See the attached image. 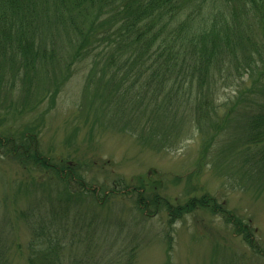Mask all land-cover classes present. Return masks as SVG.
<instances>
[{
    "label": "rangeland",
    "instance_id": "obj_1",
    "mask_svg": "<svg viewBox=\"0 0 264 264\" xmlns=\"http://www.w3.org/2000/svg\"><path fill=\"white\" fill-rule=\"evenodd\" d=\"M107 29L103 24L99 35ZM56 46L57 59L49 63L42 83L29 86L10 74L0 79V138L27 147L30 143L18 134L29 127L34 131L31 151L74 168L95 191H79L77 207L63 206L69 260L83 258L82 251L83 264H123V255L134 247L135 264H264V256L250 246L264 248V174L239 156L249 111V101L239 93L254 84L251 73L235 65L230 73L222 71L213 97L207 95L212 107L184 102L195 95L191 89L177 92L183 105L174 108L148 88L146 78L132 87L129 80L121 84L100 58L79 56L75 44ZM52 69L56 72L48 79ZM252 76L258 77L257 71ZM255 84L263 90L264 84ZM55 179L50 170L25 164L0 147V239L9 264H27L30 230L19 215L30 211L27 219L34 214L35 222L42 210L60 207ZM138 187L145 199L157 202L136 207ZM202 195L230 218L249 224L250 242L209 208L169 222L166 205Z\"/></svg>",
    "mask_w": 264,
    "mask_h": 264
},
{
    "label": "trees",
    "instance_id": "obj_2",
    "mask_svg": "<svg viewBox=\"0 0 264 264\" xmlns=\"http://www.w3.org/2000/svg\"><path fill=\"white\" fill-rule=\"evenodd\" d=\"M87 14L93 16L90 21L85 20ZM103 24L108 29L99 35ZM57 43L77 45L79 56L92 57V61L100 58L115 70L111 75L119 76L121 84L129 80L132 87L146 78L148 88L161 95L167 107L177 108L180 103V108L183 103L175 95L191 89L195 95L184 98V102L192 100L195 108L212 107L213 98L207 95L213 97L222 71L230 73L233 65L251 73L254 84H264V0H0V79L10 74L28 85L31 81L42 83L49 63L57 59ZM94 48L100 51L90 53ZM254 71L256 78L252 76ZM54 72L52 69L47 78ZM130 74L134 78L129 79ZM254 84L239 93L244 95L241 99L249 101L245 144L239 156L264 174V85L261 90ZM53 91L55 95L57 87ZM183 124L178 123L179 127ZM32 132L28 127L18 134L21 141L30 143L27 147L8 137L3 141L0 138V147H6L25 164L32 161L50 170L56 178L54 185L59 183L55 191L58 209L53 206L42 210L35 222L30 219L34 214L28 217L30 221L27 219L30 211L19 215L30 230L27 264H83L82 251L79 256L83 258L69 260L72 252L68 253L69 246L64 242L66 224H62L68 211L63 206L77 207L82 193L93 195L95 191L79 180L74 168L47 161L35 148L31 151ZM222 156L228 158L225 153ZM32 182L35 185L36 180ZM134 191L138 192L136 207L141 210L147 209L151 201L157 202L156 197L145 199L142 187ZM198 208L221 214L225 223L250 242L249 224L219 211L221 207L209 195L166 205L169 222ZM1 241L0 264H9ZM250 246L257 255L264 256V248L255 243ZM129 251L121 259L123 264H134L135 248Z\"/></svg>",
    "mask_w": 264,
    "mask_h": 264
}]
</instances>
